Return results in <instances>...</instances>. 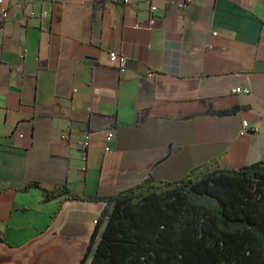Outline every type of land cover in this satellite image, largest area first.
Masks as SVG:
<instances>
[{
	"label": "crops",
	"instance_id": "crops-1",
	"mask_svg": "<svg viewBox=\"0 0 264 264\" xmlns=\"http://www.w3.org/2000/svg\"><path fill=\"white\" fill-rule=\"evenodd\" d=\"M6 2L0 264H79L109 207L45 200L28 182L104 197L264 160V0ZM111 50L127 55L123 70Z\"/></svg>",
	"mask_w": 264,
	"mask_h": 264
},
{
	"label": "trees",
	"instance_id": "trees-1",
	"mask_svg": "<svg viewBox=\"0 0 264 264\" xmlns=\"http://www.w3.org/2000/svg\"><path fill=\"white\" fill-rule=\"evenodd\" d=\"M237 109L222 111L230 114ZM39 187L44 199L107 201L79 264H264V160L237 168L202 164L114 196L67 183Z\"/></svg>",
	"mask_w": 264,
	"mask_h": 264
},
{
	"label": "built area",
	"instance_id": "built-area-1",
	"mask_svg": "<svg viewBox=\"0 0 264 264\" xmlns=\"http://www.w3.org/2000/svg\"><path fill=\"white\" fill-rule=\"evenodd\" d=\"M124 1L127 2L128 0H124ZM185 1L190 2L192 0H185ZM152 10H157V6L155 5L152 6ZM9 13H10L9 4L6 2V0H0V22L6 21L9 17ZM151 22L153 23L154 20L152 19ZM109 60L112 64H117L119 69L123 70L127 66L128 57L122 52H119L117 50H111L109 52ZM235 91L248 94L250 93L251 90L249 88L239 87V88H236ZM243 126L244 127L249 126L247 120L243 121ZM66 135L67 134H63L62 137L65 139L67 137ZM114 140H115V131L113 129H109L107 132V136H106V146H105V149L107 151L111 150ZM90 141H91V137H90V134L87 132L83 135V137L79 141V144L81 147L87 148L90 144Z\"/></svg>",
	"mask_w": 264,
	"mask_h": 264
}]
</instances>
